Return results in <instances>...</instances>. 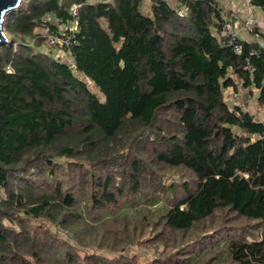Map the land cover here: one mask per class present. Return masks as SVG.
<instances>
[{
	"label": "trees",
	"instance_id": "obj_1",
	"mask_svg": "<svg viewBox=\"0 0 264 264\" xmlns=\"http://www.w3.org/2000/svg\"><path fill=\"white\" fill-rule=\"evenodd\" d=\"M221 1L27 0L7 19L0 264H264V116L225 96L264 107V45L220 42ZM73 4L64 59L36 26Z\"/></svg>",
	"mask_w": 264,
	"mask_h": 264
},
{
	"label": "built area",
	"instance_id": "obj_2",
	"mask_svg": "<svg viewBox=\"0 0 264 264\" xmlns=\"http://www.w3.org/2000/svg\"><path fill=\"white\" fill-rule=\"evenodd\" d=\"M79 6H80L79 4H73L71 6V15L74 18L72 22H65L63 19H57L52 15H48L45 17L46 21L36 26V30L47 37L48 44L51 45L53 48L58 47V48H62L63 51H65V49L71 48L76 44H78V40L75 38V31L77 28L76 20L79 15ZM185 10H186L185 7L181 8L180 13L183 14ZM229 19L230 18L224 17V22L219 29L220 32L218 31L219 34L218 33L216 34L222 44L226 46H233L235 51L240 52L241 45L235 41L236 38H239L237 33L238 30L235 29L234 31L232 28H230ZM51 22L57 24V26L59 27V32L56 33L52 31L50 25ZM253 22L254 21L250 19L247 22L245 21L244 25L247 24L246 26L252 28L251 26L253 25ZM252 52L259 53V49L253 48ZM245 63L247 70L252 73L255 70L254 65L251 63V61L248 58L246 59Z\"/></svg>",
	"mask_w": 264,
	"mask_h": 264
},
{
	"label": "rangeland",
	"instance_id": "obj_3",
	"mask_svg": "<svg viewBox=\"0 0 264 264\" xmlns=\"http://www.w3.org/2000/svg\"><path fill=\"white\" fill-rule=\"evenodd\" d=\"M222 2V5H223V8L226 10V13L228 12V14L226 15L225 14V16L224 17H227V18H229L230 16H231V12H229V10L230 11H235L236 10V6H235V3H237L236 2V0H222L221 1ZM26 4V3H25ZM24 4V5H25ZM23 5V6H24ZM21 9H22V7H21ZM17 11V10H16ZM16 11H14V13L16 12ZM243 14H245V12L243 13ZM246 15H248V14H246ZM252 17V16H251ZM250 19H252V21H254V19L253 18H250V17H248V18H246L245 19V21L247 22V21H249ZM229 24H230V28H232L234 31H235V29H237V25L235 24V23H233L230 19H229ZM244 21V22H245ZM247 25V24H246ZM253 25H254V22H253ZM253 25L251 26L252 28H253ZM247 28H249V26H247ZM252 28H250V29H252ZM238 30V29H237ZM219 31V30H218ZM217 31V33L219 34V32ZM7 32V35H8V37L10 38L9 40L11 41V37L9 36V32L8 31H6ZM237 32V31H236ZM238 36H239V38L240 39H245V38H243L242 36H241V34H240V32H239V30H238ZM14 47H16V46H14ZM45 49L46 50H48V52H52V54H54V55H56V56H58V57H63L64 59H66L67 57V52L66 51H63V49L62 48H58V47H55V48H53L51 45H49V44H46L45 45ZM65 54H64V53ZM254 72V71H253ZM252 72V73H253ZM81 76H83L82 74H80ZM90 82V85H91V87L95 90V91H98V89H97V87H96V85L94 84V83H92L91 81H89ZM244 90H246V91H248L249 92V94H250V97L248 98V102H244V99H243V94H244V97L246 98V95H247V92L246 91H244ZM237 93V96L236 97H234V94H236ZM225 96H226V99L230 102V103H232L231 105H236V104H240L242 107H244V108H246V109H248L249 111H251L252 113H255V114H257L258 115V117L259 116H261V117H263L264 116V107H262V108H259L258 106H257V104H256V102H255V100L257 99V94H256V88H254V87H249V88H242L241 90H236L235 88H233V87H231L230 89H228V90H225ZM101 97L103 98V95L101 94ZM240 101V102H236V103H233L232 101ZM143 261H147V260H143Z\"/></svg>",
	"mask_w": 264,
	"mask_h": 264
},
{
	"label": "crops",
	"instance_id": "obj_4",
	"mask_svg": "<svg viewBox=\"0 0 264 264\" xmlns=\"http://www.w3.org/2000/svg\"><path fill=\"white\" fill-rule=\"evenodd\" d=\"M236 2V10L234 12L231 11L230 20L237 25V29L239 30L243 38L249 41H257L264 45V10L261 7L252 5L249 0H236ZM244 12L245 14H243ZM248 17L254 19V27L252 29L255 28V32H253L252 29L247 28V26L244 25V21ZM246 92V98L243 94L244 102H248V98L250 97L249 92ZM236 96L237 93L234 94V97ZM232 102L236 103L240 101L234 100Z\"/></svg>",
	"mask_w": 264,
	"mask_h": 264
},
{
	"label": "water",
	"instance_id": "obj_5",
	"mask_svg": "<svg viewBox=\"0 0 264 264\" xmlns=\"http://www.w3.org/2000/svg\"><path fill=\"white\" fill-rule=\"evenodd\" d=\"M27 0H0V44L10 42L6 32L7 19L21 9ZM5 9H7L5 11Z\"/></svg>",
	"mask_w": 264,
	"mask_h": 264
},
{
	"label": "snow or ice",
	"instance_id": "obj_6",
	"mask_svg": "<svg viewBox=\"0 0 264 264\" xmlns=\"http://www.w3.org/2000/svg\"><path fill=\"white\" fill-rule=\"evenodd\" d=\"M7 9H5V11H6Z\"/></svg>",
	"mask_w": 264,
	"mask_h": 264
}]
</instances>
